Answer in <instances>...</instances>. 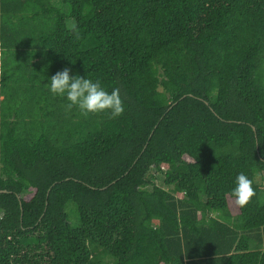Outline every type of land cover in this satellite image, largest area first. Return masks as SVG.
<instances>
[{
    "label": "trees",
    "instance_id": "trees-1",
    "mask_svg": "<svg viewBox=\"0 0 264 264\" xmlns=\"http://www.w3.org/2000/svg\"><path fill=\"white\" fill-rule=\"evenodd\" d=\"M0 190V264H264V0H0Z\"/></svg>",
    "mask_w": 264,
    "mask_h": 264
},
{
    "label": "clouds",
    "instance_id": "clouds-1",
    "mask_svg": "<svg viewBox=\"0 0 264 264\" xmlns=\"http://www.w3.org/2000/svg\"><path fill=\"white\" fill-rule=\"evenodd\" d=\"M70 72L71 69L65 67L50 79L51 93L66 97L69 102L65 105L66 112H71L74 107L85 117L90 113L107 112L110 119L118 118L124 113L125 108L119 88H113L109 93L99 79L93 81L80 75H70ZM253 182V179L244 173L236 177V186L230 195L239 207L247 206L256 195Z\"/></svg>",
    "mask_w": 264,
    "mask_h": 264
},
{
    "label": "water",
    "instance_id": "water-1",
    "mask_svg": "<svg viewBox=\"0 0 264 264\" xmlns=\"http://www.w3.org/2000/svg\"><path fill=\"white\" fill-rule=\"evenodd\" d=\"M2 191H5V190H0V192H2Z\"/></svg>",
    "mask_w": 264,
    "mask_h": 264
},
{
    "label": "rangeland",
    "instance_id": "rangeland-1",
    "mask_svg": "<svg viewBox=\"0 0 264 264\" xmlns=\"http://www.w3.org/2000/svg\"><path fill=\"white\" fill-rule=\"evenodd\" d=\"M69 22V21H68ZM157 181V180H156Z\"/></svg>",
    "mask_w": 264,
    "mask_h": 264
}]
</instances>
